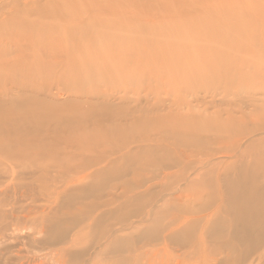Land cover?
<instances>
[{
	"label": "rangeland",
	"instance_id": "rangeland-1",
	"mask_svg": "<svg viewBox=\"0 0 264 264\" xmlns=\"http://www.w3.org/2000/svg\"><path fill=\"white\" fill-rule=\"evenodd\" d=\"M249 10L264 0H0V264H264L225 154L264 138L245 136L264 84L211 75Z\"/></svg>",
	"mask_w": 264,
	"mask_h": 264
},
{
	"label": "bare ground",
	"instance_id": "bare-ground-1",
	"mask_svg": "<svg viewBox=\"0 0 264 264\" xmlns=\"http://www.w3.org/2000/svg\"><path fill=\"white\" fill-rule=\"evenodd\" d=\"M238 18L242 19V21L233 22L232 26L223 31L220 37H217V41L213 43H218V49L214 53L213 62H218L220 64L218 67L211 70V75L212 77H220L221 81L223 80L224 83L229 79L230 83L244 81L245 85L247 83L249 87L253 86V83L255 85H263L264 11L249 10L246 13L241 12ZM37 40H39L38 37L33 41L36 42ZM214 70L216 71L214 72ZM212 77L206 76L204 82L208 85V79ZM223 82L219 83V85L224 84ZM227 89L231 88L227 87ZM251 91L252 93H250V95L254 93L264 94L263 87H261L260 90L253 89ZM244 94L249 96L248 90L245 91ZM262 110L264 111V109ZM263 111H260L259 108L254 109L251 116L262 117L264 116ZM230 129L234 130V126L231 125ZM253 131H262L264 135V127L262 125L249 131L250 133L245 136L249 137L253 135ZM248 140H246L247 142L244 148L239 151H237V146L241 141H236L235 143L231 141V144L225 151V154L236 153L235 158L238 157L242 159L240 160V166L237 167L238 170H240L239 176L234 180H230L227 184L226 189L229 194L226 200L233 210V219L235 222L240 223L239 228L240 231H243L242 233L244 236H251L256 241L258 239L260 243H262L264 242V180H262V182L260 179L264 178V138L261 137L251 141ZM39 149L45 151L46 146L41 145ZM227 201L225 203H227ZM260 226H262V228ZM259 227L261 228L260 230ZM252 242L248 244L250 250H252L251 248L253 247ZM225 247L230 249L228 252L229 255L234 252L233 246L228 243ZM262 255L263 256H258V261L264 259V253Z\"/></svg>",
	"mask_w": 264,
	"mask_h": 264
}]
</instances>
